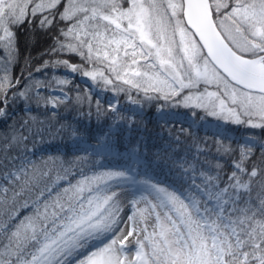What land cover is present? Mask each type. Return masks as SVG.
<instances>
[{
  "label": "snow or ice",
  "instance_id": "1",
  "mask_svg": "<svg viewBox=\"0 0 264 264\" xmlns=\"http://www.w3.org/2000/svg\"><path fill=\"white\" fill-rule=\"evenodd\" d=\"M30 2L0 0V44L6 49L14 45L9 25L23 22ZM127 2L125 8L120 0H68L60 18L73 23L53 37V51L75 54L92 70L67 60L56 63L112 84L113 79L96 67L103 65L116 81L146 95L159 93L166 101L185 88L215 85L216 91L206 88L199 96L184 97L185 105L195 99L197 107L217 115V105L224 113L230 102L236 107H228L227 114L236 123L243 122L242 113L252 127H264V0ZM58 3L41 0L31 12L35 15ZM45 23L51 21L45 17L41 27ZM6 86L9 82L0 80V91ZM253 116L261 122L253 123ZM221 150L230 152L225 146L217 148ZM251 151V147L241 151V159L234 161L236 170L223 188L213 183L218 176L204 172L200 174L203 182L196 183L193 176L185 193L140 181L143 187L131 201L134 210L127 218L130 226L120 216L118 193L99 183L119 178L136 184L125 172L70 184L63 196L57 193L42 208L37 198L34 211L15 223L19 210L12 209L5 221V205L15 204L24 188L14 191L10 199L4 188L0 190V264H264V198L253 205L242 195L250 192V179L258 174L255 165L250 172L244 166ZM179 167L184 174L195 171L192 164ZM238 173L247 174L249 182ZM11 175L20 179L16 173ZM141 201L145 207L136 209ZM130 238L134 248L128 246ZM92 241H102V246L88 250Z\"/></svg>",
  "mask_w": 264,
  "mask_h": 264
},
{
  "label": "trees",
  "instance_id": "2",
  "mask_svg": "<svg viewBox=\"0 0 264 264\" xmlns=\"http://www.w3.org/2000/svg\"><path fill=\"white\" fill-rule=\"evenodd\" d=\"M63 2L64 0H61L55 8L37 12L35 15L28 12L22 23L9 25L14 33L12 49H6L0 44V80L6 79L10 84L0 91V110L3 111L0 115V181L3 188L9 190L8 199L14 191L24 188L23 194L17 197L15 204L5 205L3 219L7 221L14 208L19 210V215L13 223L30 215L34 208L25 207L23 201L29 203L37 198L41 201L49 196L47 188L53 175L67 170L73 174L67 183L63 182L62 187L82 177H92L101 171L115 170L134 177L137 183L129 186L136 189L143 187L139 182L144 180L163 187L159 183V180H163L180 191L184 184L168 174V166L170 168V162L182 159L186 155V148L194 146L201 148L196 153L195 161L199 170L225 179L235 170L234 161L241 159L238 136H249L255 140V143L249 146L252 151L244 161V166L250 172L255 165L258 174L250 179V192L242 195L246 199L250 198L253 205H258L260 199L264 198V163L261 162L264 127H252L247 124L245 118L242 119L243 122L235 125L230 118L226 119L223 113L211 115L209 108H198L190 104L193 100L186 106L184 97L195 95L200 89H183L179 95L166 101L160 98L159 93L148 92L146 95L143 91H137L121 81H116L115 78L110 77L113 79L112 84H105L97 77L94 85L100 90L102 97H99L79 81L78 76H84L82 71L73 73L64 64L56 63L67 60L92 70L90 65L85 64L75 54L53 51V37L73 23L60 18ZM120 2L123 7H127V0ZM45 17L51 23H45L41 27V20ZM60 38L64 39L62 36ZM60 81L66 83L61 84ZM52 90L63 92L66 99L52 97L49 92ZM209 90L216 91L215 85L209 87ZM20 93L24 95L21 96ZM110 96H113L123 109L129 105L128 101H132L140 107V111L131 114V119L126 117L130 115L127 110L120 108L112 112L105 101ZM49 97L54 99L55 109H49ZM158 109L186 112L192 116L193 123L187 119L182 125H178L175 119H169L171 122L159 120ZM125 113L127 115L122 117ZM201 119L223 122L224 132L232 136L205 129L199 123ZM196 123L198 125L193 128ZM111 126L116 130L112 131ZM182 128L189 131L181 132ZM72 134L85 138L91 146L98 142L96 134L112 136L118 155H96L90 148L74 145L71 141ZM177 136L179 142L176 140ZM221 146L230 148V152L226 154L223 150L217 151ZM244 149L248 150V147H243L242 150L245 151ZM121 151L131 152V155L121 154ZM26 154H33V157L32 161L25 165L20 179L4 178L5 173L15 167L18 159H22ZM97 156L102 162H106L104 166H94ZM110 161L115 167L110 165ZM121 165L129 166L130 172L119 169ZM243 177L249 182L247 174H243ZM52 190L51 194L57 191Z\"/></svg>",
  "mask_w": 264,
  "mask_h": 264
},
{
  "label": "rangeland",
  "instance_id": "3",
  "mask_svg": "<svg viewBox=\"0 0 264 264\" xmlns=\"http://www.w3.org/2000/svg\"><path fill=\"white\" fill-rule=\"evenodd\" d=\"M40 2H41V0H31V2L28 4V7L26 9V14L28 12L30 14H32L31 9L35 6L36 3H40ZM44 2H47V0H44ZM60 2H61V0H60ZM67 3H68V0H64L63 5H62V7H63L62 8V12L64 11V8L67 6ZM48 9H52V8H45L42 11H45V10H48ZM42 11H37V12H42ZM0 35H3V33L0 32ZM176 39H177V42H178L179 41V37L177 36ZM98 68H100L101 71H104L105 76H110V77L114 78V76H111V74L108 73V71L106 69H104L103 65H100V67H98ZM81 77L87 79L88 81H90L93 84V88L90 89L91 92L96 93L97 95H99V97H102V96H100V90L98 88H96V86L94 85V80L91 77H87V76H81ZM206 88H207L208 91H212V90H209V87L207 85L203 84V83L199 84L195 88H185V89H193V90L200 89V92H198V93L196 92V93H194L195 95H192V96L196 97V96H199L202 93H204ZM49 92L51 93L52 97H54L56 99H60V100H65L66 99V95L63 92H60V91H57V90H52V91H49ZM52 97H49V100H48L49 109H55V101H54V99ZM105 101H106V103L108 105V108L112 112H116L120 108L122 110H125V111L127 110L128 111L127 113H129L130 115L126 116L127 113H125V114L122 115V117L126 116L129 119L132 118L131 114H136V113H138L140 111V107L136 103H134L132 101H128L129 105L124 106V109L121 107L120 104L117 103L116 99L113 96H110L109 98L105 99ZM204 102L207 103L208 101L205 99ZM190 104L196 106L197 101L195 99H193V102H191ZM228 107H236V106L231 105L230 102L226 105V109H225V111L223 113L225 115V118L226 119L230 118L231 122L235 123V125H238L239 123H236L233 117L228 116V114H227V108ZM112 109H115V111H113ZM216 111H217V113H220V109H219L218 105L216 107ZM157 116H158L159 120H163V121L169 120V119H175V121H176V123L178 125H182L183 121L186 120V119L189 122H192V120H193L192 116L187 114L186 112L166 111L164 109H158L157 110ZM243 118H245L247 124H249L248 121H249L250 118L248 116H244L242 113H240V119L242 120ZM251 120L253 121V123H259L260 122L259 117H256V116L251 117ZM199 123L205 129L210 130L212 132L222 133V134H225L228 137L232 136V134L224 132V130H223V125L224 124L221 121H218V120L215 121V120H210V119H201L199 121ZM196 125H198V123H196L193 126V128ZM110 129L112 131L116 130L113 126H111ZM95 138L98 140V142L96 144H94V146H91L88 143V141L85 140V138H82L81 136H76L75 134H72V140L71 141H72V143L74 145L82 146L84 148H90V150L93 153H97L96 155H98V154L99 155L100 154H106V155H109V156L118 155L117 149H116L114 143L112 142L113 141V137L112 136L111 137H107V136H104V135L103 136H99V135L96 134ZM237 140L239 141L238 142V147H239L240 152L242 151L243 147H249V146H252L255 143V140L252 137H249V136H243V137L242 136H238ZM131 149H132V151H134V147H132ZM198 149H199V151L201 150V148L198 147V146H194L192 148H186L184 150V153L187 156L184 155L182 159L177 160L178 162H175V161L174 162L173 161L170 162V166H171L170 168L168 166V174L172 175L175 178H177V180L182 181L183 184H184V188H181V190L178 191L177 188L172 186V184L164 182L163 180H159L160 185H162L163 187H167L170 190L171 189H175L179 193H185V189L189 188L192 185L193 176L195 177L196 183H202L203 181H202V177H201L200 174H201V172H204V171L199 170V168L197 167V164L195 163V161H196V153L198 152ZM244 150H245L244 152L248 151L247 149H244ZM124 153L127 154V155H131V152L128 153L126 151H121V154H124ZM22 157H23L22 159H18V164L15 167H12L10 169V171L5 173L4 178H6V179L15 178V176L11 175L12 173H16L17 175H19V177L24 173V167H25V165H27L28 163H30L32 161L33 154H26V155H23ZM105 163L106 162H102L100 160V158L97 156L95 161H94V166H97V167L101 166L102 167V166H104ZM109 163H110L111 166H114V163L112 161H110ZM180 163L194 165L195 166V171L193 172V171L190 170L187 174H184L183 170L179 167ZM128 167L129 166H127V165H121V167H119V169H124L125 171L130 172V168H128ZM119 169H117V170H119ZM109 172H118V171H115V170H112V171H101L100 173H98L95 176L92 175V177L91 176L90 177H82V178L78 179L77 181H74V182H72L70 184L71 185H76L78 182L85 180V178H90V179L91 178H101V177H104V174L109 173ZM204 173L206 175L208 174V172H204ZM72 174H73L72 171L67 170L65 172H61V173H57V174L53 175L52 180H51L50 185L48 186L47 190L49 191V189H51V191H53L52 189H56L57 191L54 194H50V195H49V192H47L49 196L44 197V199L40 201L41 208L43 207V204H44L45 201L53 202L55 200V198H56V194L57 193H60L61 196H63V189L69 187L70 184L69 185L67 184V186H64V187H62L63 186L62 184H63V182L67 183L68 180H69V177ZM230 175H231V173L225 179H222L221 177H219V179L213 181V183H216L221 188H223V187H225L227 185L228 177ZM238 175H240L242 181L248 182V180L245 177H243V174L238 173ZM212 176L216 177L215 175H212ZM99 183H100L101 187L111 186V190L118 193L119 207H120V216L122 217V219L125 222H127L128 226H130L131 222H128L127 218H128L129 215L132 214V212L134 210L131 201L134 198H138L139 195H140V193L138 192V189L130 187V186H132L134 184L122 182L119 178H112V179L105 178V179L100 180ZM127 186H129V187L127 188ZM137 186H139V185H137ZM2 189H4V188H3V184L0 181V190H2ZM230 191H231V189H230ZM36 200L37 199H35L34 201H31L29 203L27 202L28 203L27 205L31 206L32 208H34V203H35ZM25 201L26 200L23 201L24 204H25ZM144 207H145V203L143 201H141L140 203H138L135 206L136 209H141V208H144ZM137 219H139V217H137ZM153 222H154V217L148 221L149 225H151V223H153ZM141 227H142V225H141ZM125 230L127 231V227H126ZM151 230L152 229L149 226V232H151ZM142 236H143V234H141V238H142ZM98 246H102V241H92V244H91V246H90V248L88 250H93L95 247H98ZM128 246L130 248H134L135 247L133 238H130V240L128 242ZM131 255H134V253H130V257H131Z\"/></svg>",
  "mask_w": 264,
  "mask_h": 264
},
{
  "label": "water",
  "instance_id": "4",
  "mask_svg": "<svg viewBox=\"0 0 264 264\" xmlns=\"http://www.w3.org/2000/svg\"><path fill=\"white\" fill-rule=\"evenodd\" d=\"M185 23H186V21H185ZM196 39L198 40L199 38L196 37ZM79 80H80V82L83 83L86 87H88V88H93L92 83H91L90 81H88L87 79H85V78H79Z\"/></svg>",
  "mask_w": 264,
  "mask_h": 264
},
{
  "label": "bare ground",
  "instance_id": "5",
  "mask_svg": "<svg viewBox=\"0 0 264 264\" xmlns=\"http://www.w3.org/2000/svg\"><path fill=\"white\" fill-rule=\"evenodd\" d=\"M67 73H69V72H67ZM69 75H74L73 73H69ZM79 78H82V77H80V76H78V79ZM80 81V80H79ZM83 84V83H82ZM84 85V84H83ZM93 85V84H92ZM91 89V88H90Z\"/></svg>",
  "mask_w": 264,
  "mask_h": 264
}]
</instances>
